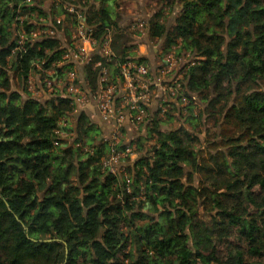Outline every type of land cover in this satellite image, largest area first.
<instances>
[{"label":"trees","instance_id":"1","mask_svg":"<svg viewBox=\"0 0 264 264\" xmlns=\"http://www.w3.org/2000/svg\"><path fill=\"white\" fill-rule=\"evenodd\" d=\"M61 1L59 31L69 36L77 23L66 3L86 7L95 29L92 61L83 67L88 88L98 89L103 69L113 83L127 62L151 76L149 61L129 44L118 0ZM165 1L147 21L148 38L161 59L182 52L195 59L184 68L186 94L178 92L187 103L179 101L199 96L210 117L219 115L221 143L204 155L190 131L166 129L168 118L158 117L172 114L160 104L146 136L115 147L119 154L133 146L138 155L129 175L116 176L106 166L109 137L87 112L70 128V98L44 101L30 92L37 73L46 86L74 66L59 36L33 39L39 20H48L40 0H0V264H264L247 260H264V0ZM168 7L178 11L172 25ZM110 32L115 57L108 60L101 48ZM201 207L216 212L209 222ZM233 237L246 249L224 258L220 245Z\"/></svg>","mask_w":264,"mask_h":264},{"label":"rangeland","instance_id":"2","mask_svg":"<svg viewBox=\"0 0 264 264\" xmlns=\"http://www.w3.org/2000/svg\"><path fill=\"white\" fill-rule=\"evenodd\" d=\"M41 2V9L48 14V20L46 23L43 19L39 20V24L41 28L37 33L33 34V39H39L40 37H47L50 30H44L42 29L41 26H50L52 30L58 29L55 27L54 20L59 17L57 15L58 6L57 2H60L61 4L63 1L61 0H40ZM165 0H118L117 5H116V10L119 12L120 16L123 18L122 20V27L127 28L129 30V34H131L132 40L129 44L137 46L138 51L140 50V47L148 48L147 51H149L150 56L154 58L155 66L151 70H156L159 71L160 67H162L163 62L158 58L160 55V45L157 43L156 40H150V37L148 38V30H147V21L149 18H152L155 14H157L163 7ZM167 4V2L165 3ZM67 3L65 4L64 7H67ZM88 7V6H87ZM165 10V19H167L170 22V25L174 23V19L177 14V10L174 12L173 10L169 9ZM83 10L86 14L87 8L82 7L81 5L79 6V11ZM62 11V10H61ZM170 12V14H169ZM139 19L142 21L144 24L143 28H140L138 26H133L134 23L137 24ZM49 28V27H48ZM55 31V30H54ZM59 31V29H58ZM61 33V32H60ZM63 34V33H61ZM51 35V34H49ZM61 44L63 47H68L70 44L74 48V46L79 44V40L74 39V37L69 33V36H67L65 33L63 36L58 35ZM25 39V37H21ZM145 44V45H144ZM156 49L158 50V53L155 54L153 50ZM171 55L169 56L166 55L163 57L164 60H166V63L169 64L167 67L166 73L162 74L160 77V82L166 88L167 90L172 87L173 84H180L182 86V93L186 94L185 92V86H186V76L184 72L185 66L188 64L195 62V59L192 57L190 53H180V54H174L170 53ZM80 67H77V71H80ZM40 68L38 69V71ZM41 72V70H40ZM177 73V74H176ZM174 75L178 76L175 78L173 82H171L174 79ZM42 73H37L35 76H33L30 79V92L33 93L34 96L37 98H44L42 100H49V98L52 97L51 94H56L59 95L61 92V89L64 88V86L69 85L70 82H68V78L66 79H60V80H50L46 79L45 83L46 86H42L41 80H42ZM82 78V77H81ZM153 78V77H152ZM40 81V82H39ZM55 81V82H54ZM153 81V80H151ZM150 81V82H151ZM177 84V85H178ZM181 88V87H180ZM64 98L70 97L71 95H68V93H61ZM181 93H176L175 96H168L165 95L164 91L162 88H156L154 86L151 87V91L149 92V100H146L145 102V107L147 108V123L143 125L142 127H138L142 130V132H139V129L137 126L134 124L132 125V128H130V131L125 130L123 133L122 139L125 142H131L129 140H137L139 137H141L140 134H145L146 133V126H148V122L152 120L154 115L157 113L158 109L161 107L160 104H166L165 108L166 110L168 109V113L172 114V117L169 118L167 115L165 117H158L162 119L168 118V122L166 125L167 130H178L180 128H184L188 131H190L194 136L198 137L200 139L201 144L198 145V149H201L202 152H204V155H208L209 153H216L215 148H212L213 144L216 145L217 143H221L219 139V135L221 133L217 120L218 116L213 119L210 117L209 114H207V105L204 101L200 99L199 96H196V100H191L188 105L182 104L176 97L179 96L181 98ZM66 96V97H65ZM183 96V95H182ZM183 98V97H182ZM170 99H173V102H170ZM168 103V104H167ZM171 103V104H169ZM148 104V105H147ZM172 104H174V109L172 110ZM91 106L89 105L87 107L88 112L91 110ZM188 107H191L193 109L192 112L188 111ZM126 109V107H125ZM92 112V111H91ZM167 113V114H168ZM193 114L196 118L195 121H193V124L189 123L188 118L190 115ZM76 113H74V116L71 117V126L70 128H74V124L76 122ZM190 119V118H189ZM105 133V137L110 136V132L108 131L103 132ZM74 133H63L62 138L67 139L68 141L70 140L71 142L74 141ZM143 136H146L143 135ZM150 147V144L148 145ZM88 150V148H87ZM133 153L131 154L130 161H122L117 167L118 170L120 171L121 174H126L127 173V168L132 166L134 162L137 160L138 155L136 152H134V149L132 151ZM128 174V173H127ZM129 175V174H128ZM198 185V184H196ZM215 215L216 212L209 213L207 210L203 207H201L200 210V217L206 221H210L211 215ZM237 247H242L243 250L246 249V244L241 241L240 238L233 237L229 239L227 242L224 241L220 245V251L221 254L224 258H229L231 256V253L236 252ZM247 260L251 262H264V260H258V259H252L250 255H247Z\"/></svg>","mask_w":264,"mask_h":264},{"label":"built area","instance_id":"3","mask_svg":"<svg viewBox=\"0 0 264 264\" xmlns=\"http://www.w3.org/2000/svg\"><path fill=\"white\" fill-rule=\"evenodd\" d=\"M67 12L69 15L73 16L77 22L70 30V33L74 39H77L80 42L78 45L74 46V48L70 45L67 47L68 55L65 56L64 60L66 63H73L74 66L65 74L66 78L69 80L68 82L70 83L68 87L64 86L63 89L65 90L62 93H68V95H71L67 98H70L73 101L76 114L86 111L87 107L92 104L97 108L103 121L112 124L113 130L111 131L108 139L110 145L112 146V157L106 163V166L112 174L117 176L120 174L117 166L121 163V159L132 154L134 149L133 146L129 145L126 151L122 153L116 154L115 151V147L118 146V143L123 137L122 130L127 118L137 127L145 125L148 118L145 102L149 99L151 87L154 86L156 88H162L164 92L171 91V88L167 90L160 81L157 83L152 81L151 85L150 78L147 77L149 72L135 62H127L120 65L121 71L120 75L117 77L119 82L118 84H115L114 82L110 84L109 71L107 69H103L99 77L98 89L93 91L88 88L85 80L79 75L77 67L83 68L92 61L96 45L94 38L95 29L87 24V18L82 11H79L78 8L69 6L67 8ZM56 23V28H58V26L62 27L64 24L63 17L57 18ZM133 26L143 28L144 24L139 19L138 23H134ZM54 30H50L49 34H51V36H56L57 33H59L60 36H63V34H61L63 33L62 30ZM101 54L108 60L115 57L112 51L111 32L105 44L101 48ZM97 66H100V64ZM165 73L166 71L162 72V74ZM120 84H122V87L118 91L117 86ZM177 84L178 82L172 86L176 87V89H181L182 86ZM118 97L122 100L127 109L126 114L119 112L117 108L116 99ZM182 102L187 103L184 96L182 98ZM166 112L167 110L163 109L162 114H165Z\"/></svg>","mask_w":264,"mask_h":264},{"label":"crops","instance_id":"4","mask_svg":"<svg viewBox=\"0 0 264 264\" xmlns=\"http://www.w3.org/2000/svg\"><path fill=\"white\" fill-rule=\"evenodd\" d=\"M145 45V44H144ZM148 50V48L146 47V45H145V48H143V47H140V50L138 51V49H136V52H137V58H140V57H144V58H146L148 61H149V65H151V67L152 68H154V66H155V62H154V58L152 57V56H150V53H149V51H147ZM153 52L155 53V54H157L158 53V50H156V49H154L153 50ZM171 54H169V56H170ZM162 62H163V64H162V67L161 68H159L160 70L159 71H156V70H153V73L151 74V76L150 75H148L147 77L148 78H150V81L151 80H153L154 81V83H157V82H159L160 81V77H161V75H162V72L163 71H166L167 70V68H165V69H162L163 68V66L165 65V64H167L166 63V60H164V59H161L160 57H158ZM169 65V64H168ZM140 66H142V65H140ZM142 67H144V66H142ZM145 68V67H144ZM151 68V69H152ZM80 69V71H78L79 72V75L85 80V78H84V74H83V68L82 67H80L79 68ZM146 69V68H145ZM155 69V68H154ZM147 70V69H146ZM148 71V70H147ZM159 73V74H158ZM177 74V73H176ZM175 76V75H174ZM153 77V78H152ZM174 80H172L171 82H173ZM114 83L115 84H118L119 82H118V80H115L114 81ZM151 85H152V81H151ZM121 87H122V84H120V85H118L117 86V88H118V91L121 89ZM65 89H61V93L64 91ZM180 90L179 89H176V87H174V86H172L171 87V91H168V92H164L165 93V95H168V96H175V94L176 93H178ZM183 95V94H182ZM182 95H181V97H182ZM178 100H180L179 98V96H177L176 97ZM149 100V99H148ZM170 102H173V99H170ZM92 105V104H91ZM116 105H117V108H118V110H119V112H121V113H123V114H126L127 113V109H125V105H124V103L122 102V100L118 97L117 99H116ZM148 105V104H147ZM92 111V112H91ZM85 112H87L89 115H90V117H91V119H92V121L98 126V128L101 130V132H105V131H108V133L110 132L111 133V131L113 130V126H112V124H109V123H106V122H104L103 121V119L101 118V116H100V114H99V112H98V110H97V108L94 106V105H92L91 106V110L88 112V110L86 109V111ZM132 122H130V120L127 118V120H126V122H125V124H124V126H123V130H122V133H124L125 132V130H128V131H130V128H132ZM148 124H149V122H148ZM147 124V125H148ZM130 127V128H129ZM138 128V127H137ZM139 129V132H142V130L140 129V128H138ZM146 129H147V126H146ZM147 131V130H146ZM104 135H105V133H103ZM145 134H147V133H145ZM145 134H140L141 136H143V135H145ZM129 141H131L132 142V140H129ZM131 142H126V143H131Z\"/></svg>","mask_w":264,"mask_h":264}]
</instances>
